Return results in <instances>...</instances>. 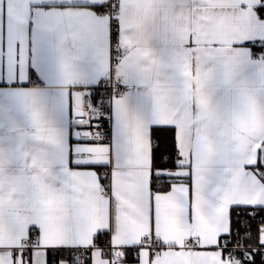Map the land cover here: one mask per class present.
<instances>
[{
	"label": "snow or ice",
	"instance_id": "6c2138e0",
	"mask_svg": "<svg viewBox=\"0 0 264 264\" xmlns=\"http://www.w3.org/2000/svg\"><path fill=\"white\" fill-rule=\"evenodd\" d=\"M0 264H264V0H0Z\"/></svg>",
	"mask_w": 264,
	"mask_h": 264
},
{
	"label": "built area",
	"instance_id": "2783aa9c",
	"mask_svg": "<svg viewBox=\"0 0 264 264\" xmlns=\"http://www.w3.org/2000/svg\"><path fill=\"white\" fill-rule=\"evenodd\" d=\"M109 127H110V125H108L107 122L105 121V122L101 125V131H106Z\"/></svg>",
	"mask_w": 264,
	"mask_h": 264
}]
</instances>
